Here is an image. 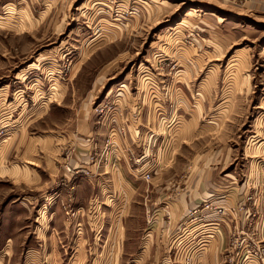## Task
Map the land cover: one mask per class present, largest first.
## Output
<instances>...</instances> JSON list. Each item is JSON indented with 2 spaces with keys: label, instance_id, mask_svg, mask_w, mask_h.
Returning <instances> with one entry per match:
<instances>
[{
  "label": "rangeland",
  "instance_id": "rangeland-1",
  "mask_svg": "<svg viewBox=\"0 0 264 264\" xmlns=\"http://www.w3.org/2000/svg\"><path fill=\"white\" fill-rule=\"evenodd\" d=\"M13 166L0 264H264V0H0Z\"/></svg>",
  "mask_w": 264,
  "mask_h": 264
},
{
  "label": "crops",
  "instance_id": "crops-1",
  "mask_svg": "<svg viewBox=\"0 0 264 264\" xmlns=\"http://www.w3.org/2000/svg\"><path fill=\"white\" fill-rule=\"evenodd\" d=\"M136 125V124H135ZM137 129H135V130H133V134H136L137 133V131H136ZM138 133H140V130H139V132ZM138 136H139V134H138ZM78 159L76 158V163H75V165H73V166H75L74 168H76V169H78L79 168V166H80V168H83L84 166H82V165H79V163L83 160L84 161V156L81 154V152H79L78 153ZM6 170H8V171H6ZM3 171H6V175L7 174H9V176L10 177H12L15 181H19L18 179H17V177L19 178V177H21V175L22 176H24V177H26V178H22L25 182H31V178H30V176H29V173L27 172V171H25L26 173L24 174L23 172H21V175H19L17 172L18 171H20L19 169H17V167L16 166H13L12 168H7V169H4V168H1L0 169V174L2 175V172ZM10 171H11V173H10ZM14 171V172H13ZM15 174V175H14ZM121 181V180H120ZM116 218H118L117 216H115V217H113V220H112V224H111V226H110V233H109V235H112V236H115L116 234H117V232H118V220L116 219ZM125 224V223H124ZM98 229H100V228H98ZM124 235H125V228H124ZM115 238V237H114ZM109 240V239H108ZM107 240V243L108 242H110V241H108ZM220 241V240H219ZM113 242L114 243H116L117 244V239L115 238L114 240H113ZM169 243V242H168ZM110 247H112L113 248V250H112V252L114 251V252H116L115 251V249H116V245H113V246H110ZM148 248V246H147V244H146V241H143V246H142V243H140V249L141 250H149V249H147ZM171 249V246H170V248H169V250ZM109 260L110 261H112V263L111 264H115V260H116V258H111V259H108V262H109ZM141 263H143V262H141ZM95 264H98V262L96 261V263Z\"/></svg>",
  "mask_w": 264,
  "mask_h": 264
},
{
  "label": "bare ground",
  "instance_id": "bare-ground-1",
  "mask_svg": "<svg viewBox=\"0 0 264 264\" xmlns=\"http://www.w3.org/2000/svg\"><path fill=\"white\" fill-rule=\"evenodd\" d=\"M65 160H66V166L64 167V169H65V170H64L65 173H66L67 175H70V177L75 176V175H76V174H75V171H77L76 168L71 167V165H70V163H69L70 159H68L67 156H66V159H65ZM87 160H88V159H87ZM93 160H94V162H96L95 159H94V156H90V157H89V162L91 163ZM94 162H93V163H94ZM67 169H69L70 172H68ZM78 169H81L80 166H79Z\"/></svg>",
  "mask_w": 264,
  "mask_h": 264
},
{
  "label": "built area",
  "instance_id": "built-area-1",
  "mask_svg": "<svg viewBox=\"0 0 264 264\" xmlns=\"http://www.w3.org/2000/svg\"><path fill=\"white\" fill-rule=\"evenodd\" d=\"M68 170V172H70V170L69 169H67ZM79 171H75V174H77ZM144 177L146 178V179H149L150 178V174L148 173V172H146L145 173V175H144Z\"/></svg>",
  "mask_w": 264,
  "mask_h": 264
}]
</instances>
